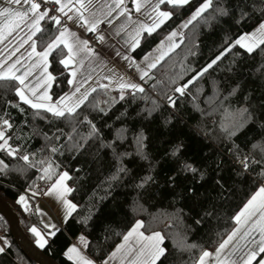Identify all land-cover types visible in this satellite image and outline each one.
<instances>
[{
  "label": "trees",
  "instance_id": "trees-1",
  "mask_svg": "<svg viewBox=\"0 0 264 264\" xmlns=\"http://www.w3.org/2000/svg\"><path fill=\"white\" fill-rule=\"evenodd\" d=\"M205 4L137 90L100 87L75 111L51 114L22 103L15 81H0V198L34 243L40 187L68 174L76 208L41 248L56 264H74L65 255L73 242L104 262L137 222L162 235L155 264H196L264 181V41L252 51L234 44L264 23V0L164 5L171 17L132 56L144 57ZM58 30L46 18L38 45ZM63 56L58 48L50 57L54 100L70 87ZM0 236L10 242L0 264H38L1 215Z\"/></svg>",
  "mask_w": 264,
  "mask_h": 264
},
{
  "label": "crops",
  "instance_id": "crops-1",
  "mask_svg": "<svg viewBox=\"0 0 264 264\" xmlns=\"http://www.w3.org/2000/svg\"><path fill=\"white\" fill-rule=\"evenodd\" d=\"M50 1V0H47ZM67 18L68 25L40 47L36 36L46 17L31 0H0V81L18 84L17 96L29 107L51 114L73 112L100 87L134 91L181 42L188 25L208 5L200 7L141 59L132 54L142 37L159 29L171 17L164 5H185L191 0H51ZM100 28L99 49L87 50V35ZM61 48L62 64L69 74V90L58 100L52 97L55 76L50 57ZM136 67L130 75L131 68ZM40 197H47L55 187ZM40 228H44L43 226ZM159 232L146 234L137 222L102 263L88 257L73 242L66 257L74 264H151L162 249ZM10 246L0 236V255ZM196 264H264V181L235 217L228 236Z\"/></svg>",
  "mask_w": 264,
  "mask_h": 264
},
{
  "label": "rangeland",
  "instance_id": "rangeland-1",
  "mask_svg": "<svg viewBox=\"0 0 264 264\" xmlns=\"http://www.w3.org/2000/svg\"><path fill=\"white\" fill-rule=\"evenodd\" d=\"M185 32V31H184ZM184 35V33H183ZM183 35L182 40L183 41ZM264 41V23L258 25L253 31L248 34L241 36L235 41L234 44L242 47L247 51H252L257 48ZM181 42L178 44L180 45ZM134 89L135 88H131ZM75 111V110H74ZM62 114V113H60ZM2 134L0 133V137ZM52 167L46 166L44 173L47 175V179L51 178ZM49 177V178H48ZM54 180L55 187L47 197H40L37 205L35 206L36 213L40 220V224L44 227H36L34 232L37 236L36 245L40 248L44 247L51 236V231H54L60 227L74 212L76 206L69 197L70 186L68 184V174L62 172ZM52 186V183H51ZM51 188V187H50ZM46 193H43V196ZM163 253V249L157 253L151 264L160 258Z\"/></svg>",
  "mask_w": 264,
  "mask_h": 264
},
{
  "label": "water",
  "instance_id": "water-1",
  "mask_svg": "<svg viewBox=\"0 0 264 264\" xmlns=\"http://www.w3.org/2000/svg\"><path fill=\"white\" fill-rule=\"evenodd\" d=\"M0 215L7 221L12 238L25 256L38 264H56L26 235L16 210L2 198H0Z\"/></svg>",
  "mask_w": 264,
  "mask_h": 264
},
{
  "label": "built area",
  "instance_id": "built-area-1",
  "mask_svg": "<svg viewBox=\"0 0 264 264\" xmlns=\"http://www.w3.org/2000/svg\"><path fill=\"white\" fill-rule=\"evenodd\" d=\"M32 4L39 6V12L42 13L46 18L53 19L58 27V29H63L68 25L67 18L61 15L59 5L55 1L47 0H31ZM101 29L98 28L90 32L86 37L87 50L93 52L99 49V43ZM136 67L130 69L129 74H134ZM51 187V182L47 181L43 183L40 187L41 194L48 191Z\"/></svg>",
  "mask_w": 264,
  "mask_h": 264
}]
</instances>
